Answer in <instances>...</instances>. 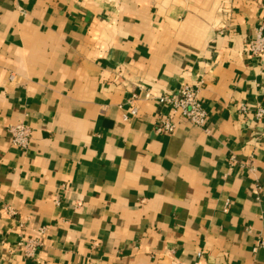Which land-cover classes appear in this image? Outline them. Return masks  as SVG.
Returning <instances> with one entry per match:
<instances>
[{
    "label": "crops",
    "instance_id": "obj_1",
    "mask_svg": "<svg viewBox=\"0 0 264 264\" xmlns=\"http://www.w3.org/2000/svg\"><path fill=\"white\" fill-rule=\"evenodd\" d=\"M263 23L264 0H0V264H264ZM184 85L206 127L157 134L145 93Z\"/></svg>",
    "mask_w": 264,
    "mask_h": 264
},
{
    "label": "built area",
    "instance_id": "obj_2",
    "mask_svg": "<svg viewBox=\"0 0 264 264\" xmlns=\"http://www.w3.org/2000/svg\"><path fill=\"white\" fill-rule=\"evenodd\" d=\"M248 52L254 57L264 56V23L258 26L255 36L248 44ZM200 85H184L176 93L162 94L158 96L146 92L144 100L156 101L169 111L168 115H162L156 122L154 128L157 134H171L175 130L174 118L177 117L184 120L197 128H205L207 122V114L199 101ZM138 96L134 93L127 101V108L122 116L124 121L136 118L138 116ZM242 114L247 112V108L243 105L239 107ZM253 117L255 121L263 127L260 141L264 144V107L256 106ZM10 142L13 146L21 150H27L31 142V130L23 124H16L8 128ZM233 162V158H230ZM9 216H14L15 212L7 209ZM21 245V244H20ZM26 248V256L31 257L34 251V242H24ZM257 248H264V241H259ZM255 250V249H254Z\"/></svg>",
    "mask_w": 264,
    "mask_h": 264
}]
</instances>
